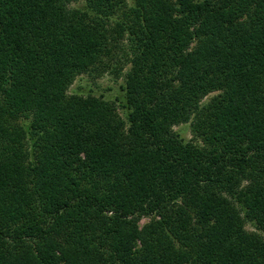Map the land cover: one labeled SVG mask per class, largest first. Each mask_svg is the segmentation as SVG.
Returning a JSON list of instances; mask_svg holds the SVG:
<instances>
[{"label": "trees", "instance_id": "obj_1", "mask_svg": "<svg viewBox=\"0 0 264 264\" xmlns=\"http://www.w3.org/2000/svg\"><path fill=\"white\" fill-rule=\"evenodd\" d=\"M0 264H264V0H0Z\"/></svg>", "mask_w": 264, "mask_h": 264}, {"label": "rangeland", "instance_id": "obj_2", "mask_svg": "<svg viewBox=\"0 0 264 264\" xmlns=\"http://www.w3.org/2000/svg\"><path fill=\"white\" fill-rule=\"evenodd\" d=\"M81 2H72V6L80 5ZM126 51V50H125ZM114 57L105 58L106 66L96 67L90 72H86L76 76L73 83L68 89V94H83V95H94L100 96L107 100H114L116 104H120L121 92L124 87V73L129 68V63L127 62V56L121 51L114 50ZM110 65L112 67H110ZM120 67V68H119ZM120 69V70H119ZM123 93V92H122ZM215 93H210L204 98V101L209 99ZM121 116L123 115V109L117 105L116 110ZM191 122L180 123L173 125V129L185 140H191L198 142L193 136L191 129ZM152 218L150 216H142L137 224L142 226L148 223ZM247 229L252 228V225H247Z\"/></svg>", "mask_w": 264, "mask_h": 264}]
</instances>
